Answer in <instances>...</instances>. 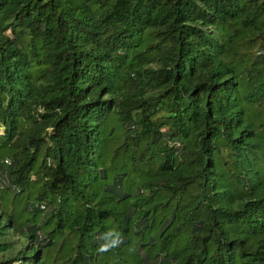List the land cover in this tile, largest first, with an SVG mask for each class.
<instances>
[{
	"label": "trees",
	"instance_id": "obj_1",
	"mask_svg": "<svg viewBox=\"0 0 264 264\" xmlns=\"http://www.w3.org/2000/svg\"><path fill=\"white\" fill-rule=\"evenodd\" d=\"M0 264H264V0H0Z\"/></svg>",
	"mask_w": 264,
	"mask_h": 264
},
{
	"label": "clouds",
	"instance_id": "obj_2",
	"mask_svg": "<svg viewBox=\"0 0 264 264\" xmlns=\"http://www.w3.org/2000/svg\"><path fill=\"white\" fill-rule=\"evenodd\" d=\"M5 164H9V161H5ZM102 239H104L106 242L101 244L98 248V251L100 253L108 252L116 247H119L120 244L123 242L121 235L114 231H108L103 234Z\"/></svg>",
	"mask_w": 264,
	"mask_h": 264
}]
</instances>
